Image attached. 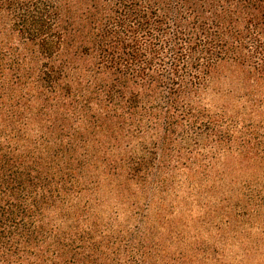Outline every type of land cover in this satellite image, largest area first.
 Masks as SVG:
<instances>
[{
    "label": "trees",
    "instance_id": "trees-1",
    "mask_svg": "<svg viewBox=\"0 0 264 264\" xmlns=\"http://www.w3.org/2000/svg\"><path fill=\"white\" fill-rule=\"evenodd\" d=\"M216 96L264 111V0H0V264L181 263L155 199Z\"/></svg>",
    "mask_w": 264,
    "mask_h": 264
},
{
    "label": "rangeland",
    "instance_id": "rangeland-1",
    "mask_svg": "<svg viewBox=\"0 0 264 264\" xmlns=\"http://www.w3.org/2000/svg\"><path fill=\"white\" fill-rule=\"evenodd\" d=\"M235 100L207 99L224 115L226 138L197 150L155 199L152 216L160 220L159 206L179 264H264V111L256 118ZM104 197V211L120 203Z\"/></svg>",
    "mask_w": 264,
    "mask_h": 264
}]
</instances>
